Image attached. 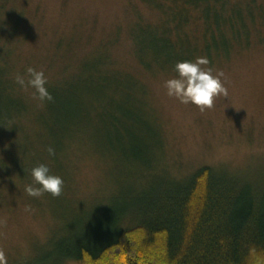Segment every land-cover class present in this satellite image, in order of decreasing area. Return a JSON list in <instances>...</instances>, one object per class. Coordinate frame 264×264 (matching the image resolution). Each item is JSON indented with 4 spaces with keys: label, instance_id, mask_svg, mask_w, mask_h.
I'll list each match as a JSON object with an SVG mask.
<instances>
[{
    "label": "rangeland",
    "instance_id": "rangeland-1",
    "mask_svg": "<svg viewBox=\"0 0 264 264\" xmlns=\"http://www.w3.org/2000/svg\"><path fill=\"white\" fill-rule=\"evenodd\" d=\"M140 15L158 16L143 0H0V70L15 89L2 87L0 119L9 117L0 124L7 264H79L66 254L97 245L101 222L143 204L164 172L185 179L209 167L264 179V42L212 67L224 72L228 95L201 110L167 94L171 76L153 78L137 61L130 39ZM29 66L44 71L51 100L17 84ZM134 72L143 81H116ZM106 75L110 84L102 89ZM97 99L120 131L99 114L85 121L84 104ZM120 110L134 121L121 119ZM39 163L63 177L60 195L24 191Z\"/></svg>",
    "mask_w": 264,
    "mask_h": 264
},
{
    "label": "trees",
    "instance_id": "trees-1",
    "mask_svg": "<svg viewBox=\"0 0 264 264\" xmlns=\"http://www.w3.org/2000/svg\"><path fill=\"white\" fill-rule=\"evenodd\" d=\"M143 1L158 16L149 20L140 15L130 41L138 47L137 61L153 78L176 76L177 61L206 57L209 64L204 67H215L264 42V0ZM3 73L0 70V119L6 111L2 87L15 93ZM122 79L143 81L137 72L116 81ZM109 82L106 75L99 87L106 89ZM98 99L84 104L85 121L93 114L102 120L109 117ZM109 106L117 110L115 104ZM118 113L121 119H135L123 110ZM108 119L121 130L118 119ZM164 173L160 185L142 195L143 204L101 222L97 245L80 244L67 259L113 264V255L124 252L127 264H264L263 178L254 182L209 167L185 179Z\"/></svg>",
    "mask_w": 264,
    "mask_h": 264
},
{
    "label": "clouds",
    "instance_id": "clouds-1",
    "mask_svg": "<svg viewBox=\"0 0 264 264\" xmlns=\"http://www.w3.org/2000/svg\"><path fill=\"white\" fill-rule=\"evenodd\" d=\"M209 64L206 57H197L194 60L177 61L174 71L177 73L167 79L164 84L167 94L175 97L182 103H191L199 106L201 110L205 107L211 108L216 97L223 95L227 97L228 89L225 86L222 70L212 67H204ZM17 84L23 88L33 89V96L40 101L51 100L52 96L47 88V76L43 70H37L31 66L27 67L23 74L15 77ZM50 154L54 149L49 147ZM31 183L24 187V191L32 197H40L44 193H51L53 196L61 194L64 179L61 175L52 173L46 163H39L30 169ZM113 264H127V256L124 252L120 255H113ZM0 264H7V256L0 250Z\"/></svg>",
    "mask_w": 264,
    "mask_h": 264
}]
</instances>
